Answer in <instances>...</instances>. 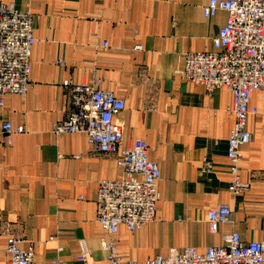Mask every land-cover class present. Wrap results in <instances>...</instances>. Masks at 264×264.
Wrapping results in <instances>:
<instances>
[{
  "label": "crops",
  "instance_id": "0c3cea01",
  "mask_svg": "<svg viewBox=\"0 0 264 264\" xmlns=\"http://www.w3.org/2000/svg\"><path fill=\"white\" fill-rule=\"evenodd\" d=\"M0 1L32 13L35 37L26 93L7 94L0 105V124L25 128L0 144V264L9 259L6 231L32 249L35 264H78L82 253L88 264L107 262L95 191L122 169L94 152L85 134L53 132L68 114L66 82L94 83L122 98L123 145L145 140L161 171L155 219L134 231L121 225L113 236L121 259L141 262L171 248L205 252L234 231L244 241L264 240V88L251 93L252 138L241 148L235 190L226 152L232 93L209 94L178 73L179 54L213 48L224 11L205 18L208 0ZM220 204L231 217L212 233L207 214Z\"/></svg>",
  "mask_w": 264,
  "mask_h": 264
},
{
  "label": "built area",
  "instance_id": "2783aa9c",
  "mask_svg": "<svg viewBox=\"0 0 264 264\" xmlns=\"http://www.w3.org/2000/svg\"><path fill=\"white\" fill-rule=\"evenodd\" d=\"M218 11H224L226 17L212 38L213 48L179 54L182 67L178 73L183 80L201 85L209 94L221 87L232 93L229 111L234 122L226 152L233 176L231 187L236 190L241 185V148L252 138L247 129L248 116L256 113V108L250 105L251 93L264 88V0H208L203 6L207 19ZM34 42L32 13L18 9L13 2L0 1V105L7 94L26 93ZM56 63L62 62L56 60ZM65 90L68 114L53 125V132L85 134L94 152L113 156L122 169L120 177L99 180L95 191L96 220L109 238L105 243L109 250L106 264H264V240L244 241L235 231L205 252L195 247L171 248L167 256L158 255L141 262L121 259L113 236L121 225L134 231L155 219L161 171L148 158L145 140L135 138L129 145H123V127L116 120L125 107L122 98L87 82H66ZM24 131L23 125L13 126L3 121L0 144L10 145L13 135ZM211 167L207 163L205 169ZM230 217L231 208L227 204L211 208L207 214L209 231L216 232ZM5 233L9 254L5 264H35L32 249L20 248L17 238L8 231ZM77 262L88 264L86 254H80ZM48 264L68 263L54 258Z\"/></svg>",
  "mask_w": 264,
  "mask_h": 264
}]
</instances>
